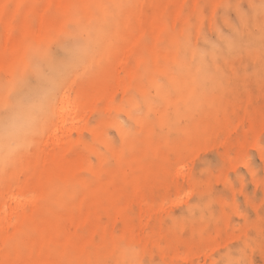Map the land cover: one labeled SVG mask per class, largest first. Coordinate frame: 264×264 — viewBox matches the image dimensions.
Masks as SVG:
<instances>
[{"label":"rangeland","instance_id":"1","mask_svg":"<svg viewBox=\"0 0 264 264\" xmlns=\"http://www.w3.org/2000/svg\"><path fill=\"white\" fill-rule=\"evenodd\" d=\"M0 264H264V0H0Z\"/></svg>","mask_w":264,"mask_h":264},{"label":"bare ground","instance_id":"2","mask_svg":"<svg viewBox=\"0 0 264 264\" xmlns=\"http://www.w3.org/2000/svg\"><path fill=\"white\" fill-rule=\"evenodd\" d=\"M67 105L66 104H63L59 110H60V114H61V122L63 123L65 121V118H64V111L66 109ZM53 134H55L57 132V128L53 130ZM35 160H40L39 157L35 158Z\"/></svg>","mask_w":264,"mask_h":264}]
</instances>
